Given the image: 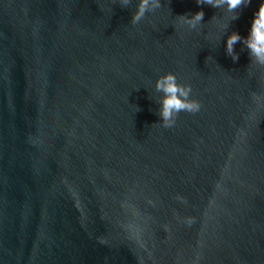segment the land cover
I'll use <instances>...</instances> for the list:
<instances>
[{"label":"water","instance_id":"water-1","mask_svg":"<svg viewBox=\"0 0 264 264\" xmlns=\"http://www.w3.org/2000/svg\"><path fill=\"white\" fill-rule=\"evenodd\" d=\"M138 3L0 0V264H264V67L226 48L264 0ZM168 71L201 104L172 128Z\"/></svg>","mask_w":264,"mask_h":264},{"label":"clouds","instance_id":"clouds-1","mask_svg":"<svg viewBox=\"0 0 264 264\" xmlns=\"http://www.w3.org/2000/svg\"><path fill=\"white\" fill-rule=\"evenodd\" d=\"M132 0H120L122 7H127ZM198 4L211 5L218 9H223L228 16L229 22L221 25L223 29H228L230 23L239 18V10L243 6L251 3V0H197ZM162 6V0H139L137 10L133 13L131 23L133 25L142 21L146 13L155 11ZM203 9L195 14L178 15L180 25H186L189 29H196L204 21ZM213 20H219L214 16ZM243 42V46L249 50L251 63L264 67V3H261L258 11L254 15L249 34L245 37L239 31L233 30L227 38V53L232 56L233 61L239 59V53L235 51L234 46L237 42ZM155 89L162 93L160 97V107L158 114L160 122L164 128H172L180 113H197L200 111L201 104L199 101L191 97L192 86L190 84L178 81L176 74L168 71L159 76L156 80Z\"/></svg>","mask_w":264,"mask_h":264}]
</instances>
